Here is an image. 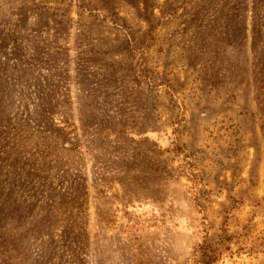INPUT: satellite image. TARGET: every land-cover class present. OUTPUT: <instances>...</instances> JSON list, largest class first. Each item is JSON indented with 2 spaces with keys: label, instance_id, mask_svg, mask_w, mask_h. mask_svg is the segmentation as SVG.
Instances as JSON below:
<instances>
[{
  "label": "rangeland",
  "instance_id": "rangeland-1",
  "mask_svg": "<svg viewBox=\"0 0 264 264\" xmlns=\"http://www.w3.org/2000/svg\"><path fill=\"white\" fill-rule=\"evenodd\" d=\"M0 264H264V0H0Z\"/></svg>",
  "mask_w": 264,
  "mask_h": 264
},
{
  "label": "trees",
  "instance_id": "trees-1",
  "mask_svg": "<svg viewBox=\"0 0 264 264\" xmlns=\"http://www.w3.org/2000/svg\"><path fill=\"white\" fill-rule=\"evenodd\" d=\"M206 263H208V262H206Z\"/></svg>",
  "mask_w": 264,
  "mask_h": 264
}]
</instances>
